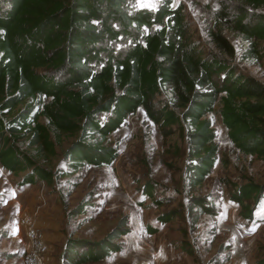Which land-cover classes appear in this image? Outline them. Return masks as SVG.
<instances>
[{
  "label": "trees",
  "instance_id": "trees-1",
  "mask_svg": "<svg viewBox=\"0 0 264 264\" xmlns=\"http://www.w3.org/2000/svg\"><path fill=\"white\" fill-rule=\"evenodd\" d=\"M132 2L0 0V163L23 171L22 183H51L56 172L110 165L117 150L107 136L138 108L165 134L187 123L193 184L214 163L217 146L204 115L216 104L233 144L264 159V82L238 68L225 34L235 31L246 42L240 58L259 57L264 0H218L206 48L192 36L181 3L160 0L149 9ZM63 133L72 136L62 151L65 164L52 171L38 158L54 155ZM145 187L152 195L155 184ZM262 195L264 183L248 180L232 197L252 218ZM193 204L213 211L200 198ZM117 233L96 242L72 238L67 253L76 263L101 259L120 248L112 240ZM84 242L87 249L78 252Z\"/></svg>",
  "mask_w": 264,
  "mask_h": 264
},
{
  "label": "rangeland",
  "instance_id": "rangeland-1",
  "mask_svg": "<svg viewBox=\"0 0 264 264\" xmlns=\"http://www.w3.org/2000/svg\"><path fill=\"white\" fill-rule=\"evenodd\" d=\"M133 1L149 9L160 3ZM178 3L192 36L209 46L206 30L218 0H172L171 5ZM225 34L236 48L238 68L264 82V40L259 57L240 58L246 42L235 31L225 29ZM218 109L216 104L204 115L210 120L217 152L199 184L191 182L186 168L187 123L175 124L165 134L142 108L107 136L106 143L117 150L110 165H88L67 175L56 172L51 183H22L23 171L14 173L0 163V264H23L25 235L19 212L48 242L45 264H262L264 195L248 218L232 194L248 180L264 183V159L233 144ZM40 119L46 122L45 117ZM71 139L63 133L56 153L38 160L52 171L64 166L62 151ZM149 181L155 184L152 195L145 187ZM197 198L213 211L198 209L193 204ZM164 213L170 218L162 220ZM149 225L156 229L150 231ZM114 231L118 233L112 240L120 248L101 259L76 263L75 254L67 253L72 238L96 242ZM81 244L78 252L87 249L88 242Z\"/></svg>",
  "mask_w": 264,
  "mask_h": 264
},
{
  "label": "built area",
  "instance_id": "built-area-1",
  "mask_svg": "<svg viewBox=\"0 0 264 264\" xmlns=\"http://www.w3.org/2000/svg\"><path fill=\"white\" fill-rule=\"evenodd\" d=\"M19 222L23 225L25 244L22 254L23 264H45L49 244L42 236L38 226L23 213L18 214Z\"/></svg>",
  "mask_w": 264,
  "mask_h": 264
},
{
  "label": "snow or ice",
  "instance_id": "snow-or-ice-1",
  "mask_svg": "<svg viewBox=\"0 0 264 264\" xmlns=\"http://www.w3.org/2000/svg\"><path fill=\"white\" fill-rule=\"evenodd\" d=\"M255 229H253V231H254Z\"/></svg>",
  "mask_w": 264,
  "mask_h": 264
}]
</instances>
